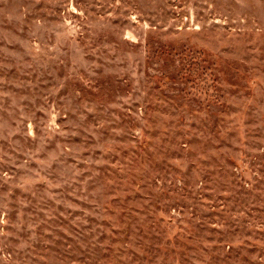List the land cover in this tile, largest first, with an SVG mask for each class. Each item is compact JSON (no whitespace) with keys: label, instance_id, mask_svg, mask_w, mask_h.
<instances>
[{"label":"rangeland","instance_id":"rangeland-1","mask_svg":"<svg viewBox=\"0 0 264 264\" xmlns=\"http://www.w3.org/2000/svg\"><path fill=\"white\" fill-rule=\"evenodd\" d=\"M0 264H264V0H0Z\"/></svg>","mask_w":264,"mask_h":264}]
</instances>
